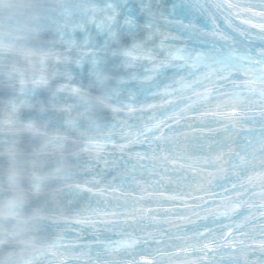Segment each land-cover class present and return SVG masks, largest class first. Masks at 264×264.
<instances>
[{
  "label": "snow or ice",
  "instance_id": "obj_1",
  "mask_svg": "<svg viewBox=\"0 0 264 264\" xmlns=\"http://www.w3.org/2000/svg\"><path fill=\"white\" fill-rule=\"evenodd\" d=\"M0 149V264H264V0H0Z\"/></svg>",
  "mask_w": 264,
  "mask_h": 264
}]
</instances>
